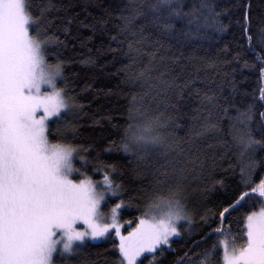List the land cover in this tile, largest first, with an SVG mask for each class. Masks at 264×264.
I'll return each instance as SVG.
<instances>
[{"label":"trees","instance_id":"trees-1","mask_svg":"<svg viewBox=\"0 0 264 264\" xmlns=\"http://www.w3.org/2000/svg\"><path fill=\"white\" fill-rule=\"evenodd\" d=\"M42 2L34 0L35 5ZM52 2L55 8L48 15L52 21L48 31L64 42L56 47L65 61L64 83L69 95L82 105L72 111L75 131L70 129L62 138L89 148L90 154H82L91 162L89 175L94 180L102 178L101 173L91 172L97 158L115 166L114 180L121 185L120 199L126 205L120 213L125 234L135 227L154 190L167 191L180 184V196L192 222L182 227L171 247L156 257L158 264H177L190 248L200 251L215 240L212 237L192 246L193 241H200L202 234L220 224L211 215L205 223L201 217L206 211L214 212L246 190L241 182L240 149L233 136L244 130L236 120L238 113L253 102V94L258 96L256 54L264 56V0H209L220 13V20L228 25L227 30L216 32L209 26L202 29L201 36L189 38L179 32L164 33L151 23L154 13L149 6L156 0ZM178 2L187 12L199 8L201 0ZM136 12L141 14L121 31L124 21L120 17L131 18ZM245 12L251 42L241 27ZM175 27L189 31L194 25L177 20ZM89 58L91 63L82 62ZM245 61L256 66L245 67ZM173 82L180 88H164L165 83ZM260 111L264 106L257 102L256 114L247 126L256 139H260ZM149 124L150 135L164 137L166 148L179 147V161L185 169L182 174L167 167L170 156L163 151L165 147L148 146L139 153L142 159L120 150L126 133L131 136L137 126ZM51 129L55 136L56 123ZM255 158H264V148L257 147ZM76 166L80 167L78 161ZM261 176L264 172L257 169L254 182ZM116 202L115 198L107 201L108 205ZM243 211L233 213L224 223L225 228L231 225L233 235H238L237 221ZM113 238L102 242L89 238L82 252L57 257L56 264H117ZM146 255L144 264H149L152 256Z\"/></svg>","mask_w":264,"mask_h":264},{"label":"snow or ice","instance_id":"snow-or-ice-1","mask_svg":"<svg viewBox=\"0 0 264 264\" xmlns=\"http://www.w3.org/2000/svg\"><path fill=\"white\" fill-rule=\"evenodd\" d=\"M149 7L154 13L151 23L164 33L179 32L189 38L201 36L202 29L209 26L216 32L228 28L209 0H201L199 8L187 12L178 0H156ZM54 8L52 0H43L40 5L34 0H0V264H56L57 257L73 256L87 239L108 238L113 233L117 264H144L145 254L152 256L149 264H158L157 255L171 247L172 238L181 235V222L191 223L180 184L167 191L154 190L135 227L126 235L122 233L120 213L126 205L120 199L121 185L114 180L115 166L97 158L91 172L101 173L102 179L94 180L89 175L91 162L82 154L89 153V148L68 142L59 128L55 136L52 133L53 123L82 108L64 83L65 61L56 50L64 42L48 31L52 25L48 15ZM140 14L136 12L131 18L122 15L120 30H127ZM177 20H186L194 27L189 31L176 29ZM241 27L251 42L246 12ZM256 60L258 96L253 94V102L238 113L236 120L244 130L233 136L240 149L241 182L246 190L214 212L206 211L201 217L205 223L211 215L220 224L192 246L212 237L215 240L200 251L190 248L177 264H264V176L258 182L253 180L257 169L264 172V158H255L257 147L264 148V111L258 113L260 139L247 130L256 114V103L264 106V56L257 53ZM255 66L245 61V67ZM163 86L180 88L174 82ZM65 128L75 131L71 125ZM150 132V124L137 126L131 136L126 133L120 150L142 159L139 153L149 145L165 147V138ZM167 167L176 174L185 170L179 160L170 161ZM110 198L118 202L107 205ZM102 204L107 211L102 210ZM240 209L244 211L237 221L238 235H233L231 225L225 228L224 223Z\"/></svg>","mask_w":264,"mask_h":264},{"label":"rangeland","instance_id":"rangeland-1","mask_svg":"<svg viewBox=\"0 0 264 264\" xmlns=\"http://www.w3.org/2000/svg\"><path fill=\"white\" fill-rule=\"evenodd\" d=\"M74 112V111H73ZM73 112H69L68 114H67V116H65V117H63L62 119H61V121L57 124L56 123V130L59 128L60 130H61V135H62V137H66L68 134H69V132H70V129H66L65 128V125H71L74 121H75V113H73ZM56 130H55V132H56ZM150 146V145H149ZM178 150H179V147H175V146H173V147H171V146H167V148L165 147V149H163V151H165V153L168 155V156H170V158H168V160H167V164L170 162V161H173V160H179L180 158H181V156H180V153H177L178 152ZM175 153H177V154H175ZM102 179V178H101ZM98 180H100V179H98ZM110 199H112V198H110ZM110 199H108V200H110ZM107 200V201H108ZM107 205H108V203H107ZM102 210L103 211H107V207L105 206V205H103L102 204ZM191 222H192V219H191ZM182 223V225H183V227H188L190 224L189 223H187V222H181ZM122 224V223H121ZM123 225V224H122ZM189 229V228H188ZM122 233L123 234H125L124 233V225H123V227H122ZM126 235V234H125ZM113 236H114V233H113ZM176 237H174V238H172V240L173 239H175ZM105 240H107V238H99V239H96V240H94V242H102V241H105ZM87 241L88 240H86V242H85V244L87 243ZM172 242V241H171ZM85 244L76 252V253H78V252H82V249H83V247L85 246ZM167 247V246H166ZM75 253V254H76ZM146 255V254H145ZM66 258H68V257H66Z\"/></svg>","mask_w":264,"mask_h":264}]
</instances>
